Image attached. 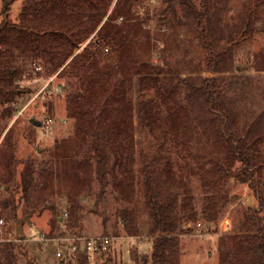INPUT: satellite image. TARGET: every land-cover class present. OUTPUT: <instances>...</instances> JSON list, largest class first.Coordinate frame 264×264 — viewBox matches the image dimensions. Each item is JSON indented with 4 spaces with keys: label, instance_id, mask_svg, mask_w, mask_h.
Masks as SVG:
<instances>
[{
    "label": "rangeland",
    "instance_id": "rangeland-1",
    "mask_svg": "<svg viewBox=\"0 0 264 264\" xmlns=\"http://www.w3.org/2000/svg\"><path fill=\"white\" fill-rule=\"evenodd\" d=\"M7 5L8 19L18 21L24 0H0V26ZM139 15L132 25L144 27L131 38L125 75L114 77L116 90L112 96L118 94L120 98L118 107H110L108 119L118 123L123 132L112 135L124 143L121 149L116 148L117 158L129 156L132 163V201L138 212V233L129 234L118 216V211L129 204L123 199L127 193H119V188L112 186L103 190L96 180L95 161L85 160L88 152L95 154L91 148L94 138L87 135L85 142L83 138L75 142L77 137L70 134L71 122H63L67 91L62 84L68 80L58 78V73L53 74L42 61H38L42 69L36 70L37 59L30 58L17 83L26 92L17 97L15 105H9L10 115L5 111L9 106L0 105V171L13 181L5 188L0 181V218L5 221L0 251L13 248L16 264H60L57 248L36 239L42 235L61 236L60 231L65 229L68 234L86 237L135 236L131 246L127 240L114 239L111 251L90 259L89 264H136L137 257L149 255L151 219L144 208V183L139 174L148 164L154 169V159L170 161L179 178L180 166L185 170V179L186 170L190 174L189 192L195 201L198 223L181 226L180 264H219L218 231L223 217L230 216L238 231L243 206L248 205L250 197L248 206H258L249 183H238L229 173L226 180L233 188L232 203L222 211L218 222L202 219L206 193L212 190L205 183L204 171L215 165L232 171L242 167L232 156L230 136L241 141L237 145L256 144L261 160L251 166L257 171L253 181H258L259 174L264 175V0H172L170 4L146 0ZM123 21L119 17L114 24L122 25ZM248 23L259 30L242 38ZM212 57L216 60L212 66L215 70L208 71L207 62ZM54 75L55 80L47 83ZM143 77L152 84L145 94L140 90ZM207 81L217 87L229 118L226 112L212 111L205 103L202 85ZM113 101L111 98L109 103ZM144 103L150 110L147 124ZM49 117L54 122L45 133L38 123ZM105 134L101 133L100 139L107 143ZM106 145L108 158L115 157ZM28 164L33 173L25 195L21 175ZM116 175L122 181V175L117 171ZM134 206L130 204L129 208ZM66 211L68 216L62 223ZM19 226L23 236L17 231ZM191 226L192 231L188 230Z\"/></svg>",
    "mask_w": 264,
    "mask_h": 264
},
{
    "label": "trees",
    "instance_id": "trees-1",
    "mask_svg": "<svg viewBox=\"0 0 264 264\" xmlns=\"http://www.w3.org/2000/svg\"><path fill=\"white\" fill-rule=\"evenodd\" d=\"M145 2L146 0H24L18 21L11 22L8 19L10 6L7 5L4 11L5 21L0 26V105H15L17 97L26 92L17 83L30 58L37 59L34 60L37 64L38 61L44 62L53 74L58 73V78L68 80L62 84V88L67 91L68 116L77 120L75 142L82 138L85 142L87 135L94 138L91 148L95 154L91 156L88 152L85 160L89 163L95 161L96 180L103 190L112 186L117 190L119 188V193H127L128 197L123 196V199L129 204L118 211V216L126 231L134 235L138 233V212L132 201V195H135V175L131 171L129 156L117 158L116 148L121 149L124 143L112 135L123 132L119 131L118 123L108 119L112 113L110 107H118L117 101L120 98L118 94L112 96L116 90V85H112L113 80L119 73L125 75V55L132 45L131 38L137 34V30L141 31L144 27L132 25V22L139 18V11ZM165 2L170 4L172 0H164ZM119 17L124 20L123 24H114ZM258 30L256 25L248 23L242 30V38L251 37ZM85 42L87 44L80 49ZM130 61L132 63L133 59ZM214 63L216 60L212 57L207 62L208 71L215 70L212 67ZM151 87L148 77H143L141 93H147ZM216 88L211 81L203 83L205 103L210 110L225 113L221 104L223 99H220ZM110 97L114 100L111 103ZM142 106L147 124L150 122L149 104L144 103ZM6 110L10 115L12 108L9 106ZM225 114L229 118L228 112ZM101 133H106L107 143L100 139ZM230 137L228 142L232 143V156L235 161L242 163V167L232 171L230 167L215 165L214 169L204 171L205 183L212 190L206 193L202 219L210 223L218 222L222 211L232 203L233 188L226 180L229 173L236 182L249 183V188L257 197L258 206L245 204L239 230L233 229L218 236L219 264H264V175L259 174L258 181L254 182L257 171L251 168L252 165H258L261 158L257 155L255 143L237 145L241 141ZM103 144H107L113 151L111 155L115 157L108 158L109 154L104 150ZM59 153L63 154L61 151ZM152 163L156 165L154 169L148 164L140 169L139 174L144 183V208L151 219L149 233L152 251L149 255L137 257L135 263L180 264L181 226L198 223L195 201L189 192V170H186L188 178L185 179L182 174L185 170L180 166L179 178L173 164L166 158L154 159ZM116 171L119 176L122 175V181H119ZM32 173L28 164L26 172L21 175L25 195ZM0 181L4 188L13 182L12 177L6 176L4 171H0ZM5 192L8 193L9 189ZM130 204L135 208L130 209ZM192 228L193 226L188 227V230L192 231ZM60 232L61 236L68 234L66 229ZM90 259L88 253L79 250L76 257L61 261L60 264H89ZM0 264H16L13 248L0 251Z\"/></svg>",
    "mask_w": 264,
    "mask_h": 264
},
{
    "label": "built area",
    "instance_id": "built-area-1",
    "mask_svg": "<svg viewBox=\"0 0 264 264\" xmlns=\"http://www.w3.org/2000/svg\"><path fill=\"white\" fill-rule=\"evenodd\" d=\"M108 51V49H105ZM36 70H41L42 66L34 63ZM53 124V119L51 117L45 119L40 123V128L46 133L50 126ZM62 218V223L66 220L68 216V212L66 211ZM5 225L4 219L0 218V233L3 231V227ZM200 226V224H199ZM234 227L230 218L223 217L220 222V229L218 231L219 235L229 233L233 231ZM125 239L128 243L132 244L134 242L135 236H109V235H98V236H79V235H71L67 234L65 236H57V237H48L42 235L37 238V241L41 242H51L57 248V257L61 261H66L68 259H73L76 257L79 250H84L86 253L90 255V257H96L99 255L107 254L111 251V248L114 244V239Z\"/></svg>",
    "mask_w": 264,
    "mask_h": 264
},
{
    "label": "crops",
    "instance_id": "crops-1",
    "mask_svg": "<svg viewBox=\"0 0 264 264\" xmlns=\"http://www.w3.org/2000/svg\"><path fill=\"white\" fill-rule=\"evenodd\" d=\"M55 78H56V75H54V76H52L49 80H48V82L47 83H51V82H53L54 80H55ZM44 89L42 88L41 90H40V93L43 91ZM55 90H57V88L55 89ZM39 93V94H40ZM59 104H63V103H61L60 102V100H59ZM64 106V105H63ZM67 108V107H66ZM64 109H65V107H64ZM67 110V109H66ZM56 116L58 117V105L56 104ZM67 111H65V114H63L62 115V117H63V122H71V131H70V134H72V136H75L76 135V125H77V120L75 119V118H72V117H70V116H68V114L66 113ZM53 119V118H52ZM53 122H54V119H53ZM52 126V125H51ZM51 126H50V128H51ZM50 128H49V130H50ZM56 129V127L54 128V130ZM47 133H48V131H47ZM229 218H230V216H228ZM231 219V218H230ZM125 240V239H124ZM128 245L129 246H131V244L130 243H128ZM94 259V257H92L91 258V260H93ZM60 263H61V260H60Z\"/></svg>",
    "mask_w": 264,
    "mask_h": 264
},
{
    "label": "water",
    "instance_id": "water-1",
    "mask_svg": "<svg viewBox=\"0 0 264 264\" xmlns=\"http://www.w3.org/2000/svg\"><path fill=\"white\" fill-rule=\"evenodd\" d=\"M38 125L40 126V123H38ZM250 204H251V197H250V199H249V201H248V205H250ZM17 231H18V233H19L21 236L24 235V232H23L21 226L17 227Z\"/></svg>",
    "mask_w": 264,
    "mask_h": 264
}]
</instances>
